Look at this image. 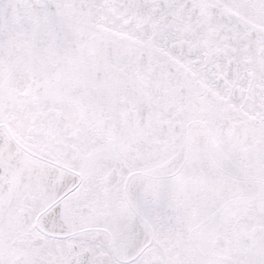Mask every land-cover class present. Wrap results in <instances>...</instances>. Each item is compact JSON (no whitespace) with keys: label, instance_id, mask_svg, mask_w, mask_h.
Returning <instances> with one entry per match:
<instances>
[{"label":"snow or ice","instance_id":"6c2138e0","mask_svg":"<svg viewBox=\"0 0 264 264\" xmlns=\"http://www.w3.org/2000/svg\"><path fill=\"white\" fill-rule=\"evenodd\" d=\"M0 264H264V0H0Z\"/></svg>","mask_w":264,"mask_h":264}]
</instances>
